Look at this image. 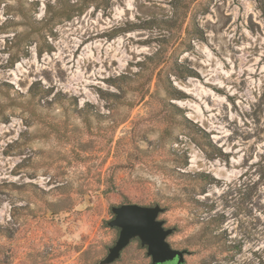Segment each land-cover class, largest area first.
Returning a JSON list of instances; mask_svg holds the SVG:
<instances>
[{"label":"rangeland","instance_id":"1","mask_svg":"<svg viewBox=\"0 0 264 264\" xmlns=\"http://www.w3.org/2000/svg\"><path fill=\"white\" fill-rule=\"evenodd\" d=\"M126 203L183 264H264L260 0H0V264H98Z\"/></svg>","mask_w":264,"mask_h":264},{"label":"water","instance_id":"2","mask_svg":"<svg viewBox=\"0 0 264 264\" xmlns=\"http://www.w3.org/2000/svg\"><path fill=\"white\" fill-rule=\"evenodd\" d=\"M111 211L114 218L108 224L120 228L117 241L108 250L107 255L98 264H112L121 257L122 251L134 238H139L141 245L147 247V254L151 257V264H164L175 262L183 264L188 249L174 248L168 241L174 233V228L166 227L165 221L160 219L164 208L154 206L126 203L113 206Z\"/></svg>","mask_w":264,"mask_h":264},{"label":"trees","instance_id":"3","mask_svg":"<svg viewBox=\"0 0 264 264\" xmlns=\"http://www.w3.org/2000/svg\"><path fill=\"white\" fill-rule=\"evenodd\" d=\"M181 1L182 0H177V2H179V3ZM79 8H82V7H79ZM260 8L264 12V0H260ZM71 17L72 16L69 14L68 18H71ZM186 72H187L188 76H195V74H196L195 71H193L191 68H186ZM169 86H170L171 90H168V92H170L172 94L173 98L180 99L182 97H185V93L182 90L177 89L176 87H174V85L172 84L171 81L169 82Z\"/></svg>","mask_w":264,"mask_h":264},{"label":"flooded vegetation","instance_id":"4","mask_svg":"<svg viewBox=\"0 0 264 264\" xmlns=\"http://www.w3.org/2000/svg\"><path fill=\"white\" fill-rule=\"evenodd\" d=\"M115 228H118V227H115ZM118 229H119V231H120V228H118ZM137 239H139V238H134L132 241L137 240ZM132 241H131V242H132ZM146 248H147V247H146ZM123 251H124V250H123ZM123 251H122V252H123ZM121 255H122V253H121ZM113 263H114V262H113ZM113 263H112V264H113ZM174 263H175V262H174Z\"/></svg>","mask_w":264,"mask_h":264}]
</instances>
